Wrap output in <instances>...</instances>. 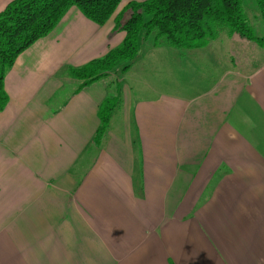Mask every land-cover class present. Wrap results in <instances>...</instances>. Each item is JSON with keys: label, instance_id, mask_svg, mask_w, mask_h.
<instances>
[{"label": "crops", "instance_id": "0c3cea01", "mask_svg": "<svg viewBox=\"0 0 264 264\" xmlns=\"http://www.w3.org/2000/svg\"><path fill=\"white\" fill-rule=\"evenodd\" d=\"M124 38L73 7L7 72L0 264H264V47L148 42L94 145L110 88L70 70Z\"/></svg>", "mask_w": 264, "mask_h": 264}, {"label": "trees", "instance_id": "16d2710c", "mask_svg": "<svg viewBox=\"0 0 264 264\" xmlns=\"http://www.w3.org/2000/svg\"><path fill=\"white\" fill-rule=\"evenodd\" d=\"M123 0H13L0 12V110L8 104L5 77L15 61L39 39L49 35L73 7L93 22L104 25L115 16L116 29L125 33L123 42L104 57L71 68V75L85 88L120 70L124 74L141 58L145 43L194 50L207 46L223 33L239 35L264 46L255 35L243 0H144L131 2L117 13ZM264 15V0H257ZM117 13V14H116ZM124 63V66H121ZM120 93H118L119 95ZM118 97H107L100 106L101 124L92 140L101 146Z\"/></svg>", "mask_w": 264, "mask_h": 264}, {"label": "rangeland", "instance_id": "374dc122", "mask_svg": "<svg viewBox=\"0 0 264 264\" xmlns=\"http://www.w3.org/2000/svg\"><path fill=\"white\" fill-rule=\"evenodd\" d=\"M142 1H144V0H123L122 4L120 5V7L117 11V13L120 12L121 9H123L125 6H127L131 2H142ZM243 4H244L245 12L248 16V21H249L250 26L252 27L255 35H257L259 37H264V15L260 12L257 0H243ZM221 35H223V34H221ZM221 35L219 37H221ZM148 42L149 43L153 42V45H154V39L150 38L145 43L144 50L148 46ZM259 46L262 47L263 45H259ZM247 51H249V49H247ZM124 65L125 64L122 63L121 66H124ZM120 68H119V71L117 73L109 75L108 77L102 79L103 80L102 82L104 84H106V86L107 85L109 86L111 97H118L119 96V98L122 100L121 94L118 95V92H119L118 90H119V88L122 89V87L125 85L123 78L126 81L128 79H127V77L125 78V75H124L125 73L123 74L122 70H120ZM70 75H71V73H70ZM76 84L78 85L77 82H76ZM77 85H75V86H77ZM118 111H119V109L115 110L113 117L115 116V114L117 115Z\"/></svg>", "mask_w": 264, "mask_h": 264}]
</instances>
